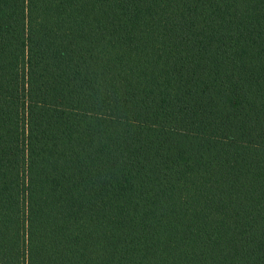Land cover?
Masks as SVG:
<instances>
[{
    "label": "trees",
    "instance_id": "trees-1",
    "mask_svg": "<svg viewBox=\"0 0 264 264\" xmlns=\"http://www.w3.org/2000/svg\"><path fill=\"white\" fill-rule=\"evenodd\" d=\"M0 264H264V0H0Z\"/></svg>",
    "mask_w": 264,
    "mask_h": 264
}]
</instances>
